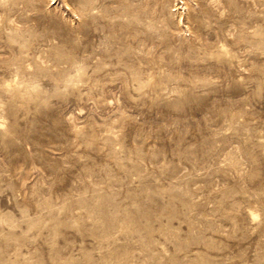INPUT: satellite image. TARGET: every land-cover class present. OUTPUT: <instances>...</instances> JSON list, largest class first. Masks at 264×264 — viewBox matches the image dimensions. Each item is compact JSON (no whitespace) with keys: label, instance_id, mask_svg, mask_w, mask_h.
<instances>
[{"label":"rangeland","instance_id":"1","mask_svg":"<svg viewBox=\"0 0 264 264\" xmlns=\"http://www.w3.org/2000/svg\"><path fill=\"white\" fill-rule=\"evenodd\" d=\"M0 264H264V0H0Z\"/></svg>","mask_w":264,"mask_h":264}]
</instances>
